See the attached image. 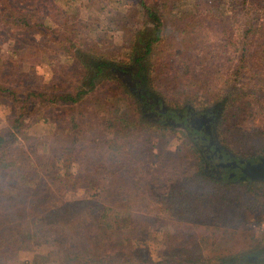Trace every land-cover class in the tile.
Segmentation results:
<instances>
[{
	"label": "rangeland",
	"instance_id": "obj_1",
	"mask_svg": "<svg viewBox=\"0 0 264 264\" xmlns=\"http://www.w3.org/2000/svg\"><path fill=\"white\" fill-rule=\"evenodd\" d=\"M31 1L18 3V7L36 13L41 25L28 28L26 34L0 26V67L6 69L5 81L0 78V82L20 79L23 88L19 95L24 89H40L48 96L76 94L87 81L82 79V63L92 62L88 63L92 67L93 61L108 60L127 65L137 38L150 34L151 23H143L136 0H58L44 4L46 7ZM202 1L166 3L165 34L148 56L153 71L149 91L176 110L187 105L201 110L237 98L227 112L222 111L218 140L233 157L264 156V86L246 78L242 80L245 86L238 84L239 89L228 92L226 81L220 83L210 76L213 73L205 74L217 60L204 44L208 46L210 39L221 41L214 36L224 20L233 27L240 24L229 12L238 0H223L224 7L214 8ZM147 2L156 6L159 1ZM58 6L63 11L58 12ZM65 8L67 19L62 16ZM222 13L228 19L220 17ZM189 31L202 42L188 41L185 32ZM12 68L16 69L13 78ZM245 71L243 75L248 77L250 73ZM120 73L116 68L112 74L109 69L103 71L99 85L81 96L70 112H64L62 103L28 104L23 118L27 138L19 139L22 156L31 161L29 172L36 180L54 189L49 195L47 191L39 194V187L29 188L34 202L30 209L46 212L50 206L62 207L63 215H74L75 226L93 232L94 220L101 213L121 212L127 217L124 229L117 238L111 236L106 246L112 256L119 252L123 259L132 252L148 262L264 264V182L250 187V182L224 183L205 176L201 151L186 130L143 116L136 95L131 91L127 95L121 88L129 89L124 79L128 74ZM17 105L0 97V130L11 126ZM70 114L75 116L74 122ZM119 118L133 122L121 123ZM45 146L52 150L47 152ZM48 173L63 179L61 193L45 183ZM89 178L97 183L90 187L77 184ZM6 180L0 179V187L11 194ZM68 217L63 221H69ZM36 218L28 221L34 231L41 226ZM71 230L65 223L52 227L53 235L61 240ZM74 237L84 244L82 233ZM31 245L7 264H45L56 244L50 240ZM228 254L235 256L234 263L218 260Z\"/></svg>",
	"mask_w": 264,
	"mask_h": 264
},
{
	"label": "trees",
	"instance_id": "obj_2",
	"mask_svg": "<svg viewBox=\"0 0 264 264\" xmlns=\"http://www.w3.org/2000/svg\"><path fill=\"white\" fill-rule=\"evenodd\" d=\"M31 0H0V26H7L10 30L20 29L23 34L27 33L28 28H33L35 25H41L39 18L36 17V13L29 12L25 9H20L19 4H23ZM156 6L147 2V0H136V4L140 6L143 14V23L150 22L151 30L150 34L145 35L143 38L138 39L136 44L132 47V57L130 56L127 67L131 71H124L129 73L136 80H141L142 89L145 91L144 98L147 100V96L153 94L151 91V78L152 70H150V64L148 62V56L153 51V47L157 46L165 34V6L168 0H158ZM203 2L202 0H200ZM48 2H58V0H32L30 4L38 3L46 7L44 4ZM19 3V4H18ZM212 5L213 8L216 5L224 7L223 0H207L205 5ZM220 7V11L224 8ZM198 9L199 6L197 7ZM62 10L59 6L56 10ZM67 9L65 8V11ZM63 11V10H62ZM68 11V10H67ZM62 12L64 19H67L68 14ZM229 12L233 14L240 24L233 25L227 24L224 20L223 27H218V32L214 37H220L221 41L216 42L215 40L208 42L206 45L207 53L213 54L212 58L217 61H213L214 64L208 70L216 81H226L228 92L230 89L237 88V85H246V78L252 79L255 85L264 86L260 83L264 78H260L261 74L264 73V0H238L237 4L232 7ZM216 17V16H210ZM220 17L228 19L225 13H222ZM34 18L36 21L32 22ZM219 18V17H218ZM67 22V21H66ZM66 22L63 23L66 24ZM11 25V26H10ZM66 26V25H65ZM65 28V27H64ZM209 29V27L207 28ZM196 33L192 31L185 32L186 39L190 42H202L198 37H195ZM215 34V33H214ZM182 35V34H180ZM195 40H190V39ZM183 39V38H182ZM81 42V41H80ZM195 45V43H194ZM211 49V50H208ZM177 52H175V55ZM234 60L236 61L234 63ZM92 62L82 63L85 69L83 80H87L83 83L82 88L76 94L69 92L46 95L42 90L24 89L23 94L19 95L22 91V81L18 79L16 82L10 78V83L0 82V97L4 100H12V103L18 104V109L14 113L12 124L5 130H0V179L5 177L7 180L8 187L12 188L11 194H6L0 187V264H7V261L16 255L20 250H29L34 243H44L48 241L55 242V249L51 253L49 261L45 264H171L169 259L158 260L155 262H148V260H140L131 253L125 255L124 259L119 252H115V256H112L113 251L109 250L106 246L107 241L110 240L111 236L117 238L119 231H122L125 226L126 216L122 213H116L114 215L101 213L95 218V230L94 232L90 229H82L75 226L72 222L73 216L63 215L62 207L55 209L50 206L48 211L42 212L40 208L38 210H31L30 207L34 205L33 199L30 198L29 188L39 187V194H47L54 192V189L48 185H44V182L36 180V176L29 172V167L32 166L31 161H25L22 153V142L19 140L23 137L27 138L24 127L26 122L24 121V115L28 111V104L30 102L36 106L37 103L41 106L45 103L58 104L62 103L66 105L64 110L65 113L70 112L74 109L73 104L81 100V96L86 95L91 90L95 89L99 85L100 80L98 77L103 71L109 69V73L112 74L113 70L119 68L116 63L108 60H97ZM250 73L248 77L243 74H247L246 70ZM18 70V69H17ZM123 70V69H119ZM5 66L0 67V78L5 81L6 75ZM15 68H12V78L15 76ZM135 71V72H134ZM134 72V73H133ZM110 76V75H109ZM250 82V81H249ZM13 85H12V84ZM232 85V87H231ZM127 95L130 94L129 89H125ZM239 89V88H237ZM128 91V92H127ZM231 93V92H230ZM136 93L135 97L139 99L140 94ZM131 95V94H130ZM228 96V94H227ZM231 98V101H229ZM224 99L218 105L222 111L227 110L230 103L237 101V98L229 97ZM138 104L141 101H137ZM141 106V104H140ZM36 108V107H34ZM142 115L145 114L144 110L138 106ZM227 112V111H226ZM68 117L72 122L75 121V116L70 114ZM121 123H127V119L119 118ZM128 122H133L131 119ZM15 146V147H13ZM52 146V145H51ZM45 146V150H52V147ZM51 152V151H50ZM49 152V153H50ZM35 155V154H34ZM33 156V155H32ZM29 157L30 159L32 158ZM28 158V159H29ZM38 163V161H36ZM51 166V165H50ZM52 169V166H51ZM200 169V167H199ZM45 170H47L45 168ZM44 171V168L42 169ZM47 174L49 180H46L48 184L55 187V192L62 191V185L64 181L62 178H58L56 173ZM96 179L89 178L88 180L78 181L77 184H83L86 187H90L97 183ZM250 187L257 185V183H249ZM45 186V187H44ZM43 195L42 198H46ZM40 199H37L39 202ZM42 201H40L41 204ZM37 204L35 206L38 207ZM69 216V221H63L64 218ZM37 217L35 221L41 225L39 229L33 230L28 223L29 219ZM65 223L72 229L66 237L61 240L55 237L52 233V227L60 226ZM81 230V231H80ZM83 230V231H82ZM111 231V233L109 232ZM82 233L85 236L84 244L78 241V238L74 237V234ZM111 234V235H110ZM122 235V234H121ZM80 238V235L78 234ZM48 239V241H46ZM127 240V237L125 238ZM42 240V241H41ZM45 240V241H44ZM229 255V254H228ZM225 255L222 258L221 263H234L236 261L235 256ZM183 264H187L184 260ZM193 264H203L202 261H194Z\"/></svg>",
	"mask_w": 264,
	"mask_h": 264
},
{
	"label": "flooded vegetation",
	"instance_id": "obj_3",
	"mask_svg": "<svg viewBox=\"0 0 264 264\" xmlns=\"http://www.w3.org/2000/svg\"><path fill=\"white\" fill-rule=\"evenodd\" d=\"M127 66L118 65L116 67L123 69L120 72L125 74L127 72L124 71H131ZM127 74L128 76L124 75V79L129 90L132 94L138 93L141 95L138 100L141 101L139 103L141 106L139 105V107L145 112L143 116L158 123L183 126L182 128L192 138L193 143L198 145L197 148L203 156V174L205 176L224 183L229 181L264 182V176L262 178L259 177V179L252 176L246 177L244 180L239 179L242 172L241 168L247 162L264 158V156L244 159L228 154V151L221 145L217 136L218 122L222 116V109L219 105L215 104L212 107L201 110H196L189 105L181 107V110L169 109L163 100L158 97L149 95L146 100L141 80H136L129 73Z\"/></svg>",
	"mask_w": 264,
	"mask_h": 264
},
{
	"label": "water",
	"instance_id": "obj_4",
	"mask_svg": "<svg viewBox=\"0 0 264 264\" xmlns=\"http://www.w3.org/2000/svg\"><path fill=\"white\" fill-rule=\"evenodd\" d=\"M177 127H180L178 125ZM183 127V126H182ZM241 174L239 179L244 180L246 177H255L257 179L264 176V158L254 159L253 161L247 162L241 168Z\"/></svg>",
	"mask_w": 264,
	"mask_h": 264
}]
</instances>
